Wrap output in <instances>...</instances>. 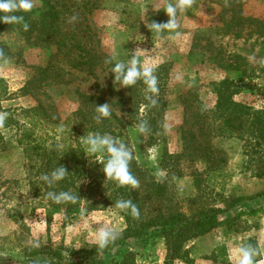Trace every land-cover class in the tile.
<instances>
[{"label":"rangeland","instance_id":"obj_1","mask_svg":"<svg viewBox=\"0 0 264 264\" xmlns=\"http://www.w3.org/2000/svg\"><path fill=\"white\" fill-rule=\"evenodd\" d=\"M52 2L61 11L54 38L41 34L43 0H32L35 13L0 33V112L8 113L0 125V264H48L57 249L105 264H117L133 251L134 264H164L163 239L153 232L142 240H121L126 226L112 208L65 213L41 208L33 197L35 188L28 180L34 172L26 157L31 152H23L24 132L32 122L30 137L41 144V103L64 121L76 109L77 92L106 100L115 116L111 123L117 139L130 149L145 175L160 185V196L151 195L145 205L146 216L159 209L166 215H189L232 204L219 215V226L185 245L189 261L175 264H238L240 247L257 251L254 262L264 261V142L255 147L249 138L206 131L199 141L201 147L209 141L216 151L212 159L178 158L183 137L189 132L198 135L179 100L189 88L212 109L216 97L211 85L230 80L237 90L235 101L264 109V0H191L185 12L177 13V28L159 34L151 23L168 22L164 8L175 0ZM81 46L105 58L100 56L89 69L74 70L71 64ZM114 53L124 62L135 54L140 66L156 71L169 64L167 107L155 144L149 145L145 134L136 130L137 122L117 107L119 87L106 63ZM49 60L46 79L41 72ZM236 200L240 201L235 204ZM102 224L119 229L120 235L100 250L93 238ZM36 240L39 246L33 247Z\"/></svg>","mask_w":264,"mask_h":264},{"label":"trees","instance_id":"obj_2","mask_svg":"<svg viewBox=\"0 0 264 264\" xmlns=\"http://www.w3.org/2000/svg\"><path fill=\"white\" fill-rule=\"evenodd\" d=\"M43 1L45 6L42 16L45 17L41 26V34L52 39L56 34L55 30H57V24L60 21L61 11L57 8V4L51 3L52 0ZM34 13L35 10L15 14L23 15L24 22L27 16ZM13 25L0 22V33L11 30ZM64 39L65 36L62 46L65 45ZM61 49L62 47H59L51 58L57 56ZM99 55L105 58L103 53ZM99 57L93 51L82 47L71 64V68L74 70L89 69L92 62ZM112 66L110 64V68ZM168 66L169 64H166L159 70H154L159 89L158 94L154 97L157 101L155 106L145 99L146 86L142 81H138L132 88H125L121 87L113 76L115 86L119 87L117 91L119 106L117 105V107L121 112H126L137 124L147 121L149 131L144 134L149 145L156 143L159 127L165 117L167 106L164 99V85ZM51 67L52 62L49 60L41 72L44 78L47 79ZM211 87L212 94H215L216 97L212 109H206L203 106L193 87L186 90L185 94L179 95L184 117L192 120L190 125L197 127L198 135L189 132L187 138L183 137V150L178 158L191 161L198 158L212 159L211 155L216 151L209 145V141L206 140V145L202 147L199 141L200 136L206 131L214 132V135L217 136L228 135L241 140L249 138L254 141L255 147H259L264 142V109H254L235 101L233 98L237 94V90L230 80L213 83ZM111 92L116 93L113 88ZM76 100V109L66 116L64 121H61L57 114L51 113L50 105L41 103V132L45 131V136L41 135V144H37V140L30 137L33 128L32 122L28 123L29 127L24 132L26 142L22 144L23 152L25 154L31 152L26 157L30 164L29 171L34 172L30 175L28 184L33 189L35 188L33 197H37L39 206L58 211L63 210L65 213L74 212L79 208L86 212L112 208L119 213L126 226L122 232L121 240H142L154 232V236L161 237L164 242V264L189 261L185 245L219 226L222 223L219 220V215L230 209L232 204H229L224 210L211 208L189 215L181 212L166 215L159 209L152 215L146 216L144 214L145 205L152 198L151 195L155 198L160 196V185L153 183L133 159L130 161L129 170L139 181L137 189H132L129 186L118 187L113 181L106 178L102 171L103 164L98 163L99 160L106 159V156L88 154L84 140L89 134L95 133L110 134L117 139V134L111 123V118L115 116L111 111L109 118L97 123L94 119L97 115L96 107L107 104L106 100L85 92H77ZM140 110L141 113H139ZM29 111L32 110H27V112ZM209 137L211 138V136ZM59 166H64L68 174L63 180L50 187L41 177L50 174ZM37 176L40 178H35ZM49 191L55 193L70 191L78 197V200L75 204L71 202L56 204L47 198ZM120 199H130L133 204H136L140 213L139 218H134L129 213L117 209L115 204ZM238 201L240 200H236L234 203L236 204ZM105 253L104 251L103 254ZM78 254L80 253L57 249L50 255L51 260L48 264H105L95 259L87 261V257L77 258ZM135 256V252H127L117 264H134Z\"/></svg>","mask_w":264,"mask_h":264},{"label":"clouds","instance_id":"obj_3","mask_svg":"<svg viewBox=\"0 0 264 264\" xmlns=\"http://www.w3.org/2000/svg\"><path fill=\"white\" fill-rule=\"evenodd\" d=\"M191 6V0H175V2H169L167 7L164 8L168 22L151 23V28L158 34L164 30L173 31L177 28L176 16L177 13L185 12ZM33 8L32 0H0V22L7 24H17L24 20L23 15H16L17 12H29ZM75 19V17H73ZM24 29H28V25H23ZM2 55V53H0ZM106 63L113 65L110 68V72L114 74L115 81H118L121 87L132 88L138 81H142L145 87V99L155 106L157 101L154 98L158 94V81L154 75V69L151 66H140L137 56L134 54L130 61H117L115 53L106 60ZM97 115L94 117L97 123H100L103 119L111 116L109 104H104L96 107ZM7 112H0V125H3L7 119ZM136 130L140 134L147 133L149 131L147 121H141L136 125ZM86 151L88 154H100L106 156V159L99 160L98 163H102V171L108 180L113 181L118 187L129 186L132 189L139 187V181L131 174L129 170V164L132 160V152L126 144L110 134H89L84 140ZM66 168L64 166L56 167L50 174H45L41 179L46 182L50 187L63 180L67 175ZM47 198L53 203L61 204L71 202L75 204L78 197L70 191H61L55 193L49 191ZM115 207L121 211L129 213L134 218H139V209L136 204H133L130 199L117 200ZM120 235V230L116 229L108 224H102L95 232L94 244L100 250L105 249L111 243H113ZM39 241L33 242V247H38ZM257 251L251 247H240L237 249V261L238 264H264V261L254 262V257L257 255Z\"/></svg>","mask_w":264,"mask_h":264}]
</instances>
